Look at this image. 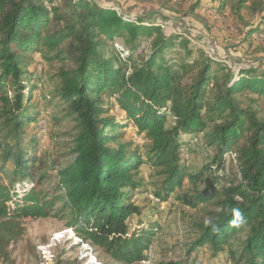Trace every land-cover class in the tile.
<instances>
[{"label": "trees", "instance_id": "trees-1", "mask_svg": "<svg viewBox=\"0 0 264 264\" xmlns=\"http://www.w3.org/2000/svg\"><path fill=\"white\" fill-rule=\"evenodd\" d=\"M261 3L252 6L262 14ZM36 54L60 64L51 98L63 115L52 120L72 123L69 160L49 165L57 170L55 194L34 188L46 166L35 152L40 108L31 100L42 79L28 66ZM213 57L184 33L107 2L0 0V173L12 165L9 183H0V259L11 264L20 219L48 218L60 204L56 211L69 214L83 240L123 264L142 262L159 225L142 226L143 208L132 199L147 194L156 206L214 205L212 223L196 225L188 255L208 247L209 264L222 257L264 264V120L240 100L264 98V70ZM128 126L143 152L117 142ZM195 152L201 164L189 158ZM143 166L153 173L146 182ZM233 207L245 216L239 227L229 223Z\"/></svg>", "mask_w": 264, "mask_h": 264}, {"label": "rangeland", "instance_id": "rangeland-1", "mask_svg": "<svg viewBox=\"0 0 264 264\" xmlns=\"http://www.w3.org/2000/svg\"><path fill=\"white\" fill-rule=\"evenodd\" d=\"M96 1L110 3L131 18L145 16L158 21L164 32L184 33L188 41L205 47V51H209L211 46L215 51L213 56L227 61L229 67L257 66L264 70V13H259L252 6L260 2H262L260 6H264V0H246L243 3L241 0H231L226 3L223 10L218 9V6L224 0ZM253 31L251 35L250 32ZM148 51L149 44L144 43L142 56ZM29 62L28 70L36 77L40 75L42 79V83L33 91L31 102L38 103L40 108L38 133L34 134L38 143L35 145V152L37 158H41L46 165L35 173L34 181L39 184L34 188L36 191L54 193L57 170L51 172L49 165L53 160H58L59 163L69 160L66 154L73 138L72 123L68 118L61 119L57 124L52 120L54 115L56 117L63 115L61 108L54 105L57 99L51 98L55 83L53 84L50 79L60 64L54 61L47 63L38 54L33 55ZM41 66L42 70L39 72ZM240 100L244 106L249 104L257 111L258 118L264 120V98L257 99L255 95L246 94L241 95ZM118 132L122 135L117 142H128L143 152L144 143L139 142L131 126ZM3 134H0V140ZM197 154L198 152H195L189 158H192L195 164H201L203 160ZM11 170L12 165L8 164L0 173L1 184L9 183ZM140 174L146 182L148 176L153 173L151 169L143 166ZM146 195H138L132 199L143 208L140 217L142 226L156 223L159 228L143 253L144 260L134 264H209L208 247L196 250L191 255H188V249L199 235L196 225L211 219V213L216 210L214 205L206 203L196 208H188L169 200L156 206L154 198ZM59 208L60 204H56L51 210V215L45 219H20V226L23 229L21 238L8 247L11 264H123L115 260L105 247L92 245L75 234L69 228V214L58 213L56 210ZM137 220L136 217L130 219L131 232L137 229ZM215 262L232 264L223 257ZM0 264L9 263L0 259Z\"/></svg>", "mask_w": 264, "mask_h": 264}, {"label": "clouds", "instance_id": "clouds-1", "mask_svg": "<svg viewBox=\"0 0 264 264\" xmlns=\"http://www.w3.org/2000/svg\"><path fill=\"white\" fill-rule=\"evenodd\" d=\"M231 213V220L229 221V223L234 226V227H239L241 224H243L245 222V216L242 212V210L238 207H233L230 210ZM204 223L206 225L211 224L212 221L211 219H206L204 221Z\"/></svg>", "mask_w": 264, "mask_h": 264}, {"label": "bare ground", "instance_id": "bare-ground-1", "mask_svg": "<svg viewBox=\"0 0 264 264\" xmlns=\"http://www.w3.org/2000/svg\"><path fill=\"white\" fill-rule=\"evenodd\" d=\"M205 54H206V56H208V57H212L213 55H212V50L211 49H209V51H205ZM44 130V129H43ZM151 199V198H150Z\"/></svg>", "mask_w": 264, "mask_h": 264}, {"label": "built area", "instance_id": "built-area-1", "mask_svg": "<svg viewBox=\"0 0 264 264\" xmlns=\"http://www.w3.org/2000/svg\"><path fill=\"white\" fill-rule=\"evenodd\" d=\"M208 47H209V46H208ZM209 48H211V50H212V55H213V54H214V52H215V51H214V48H213V47H211V46H210Z\"/></svg>", "mask_w": 264, "mask_h": 264}]
</instances>
